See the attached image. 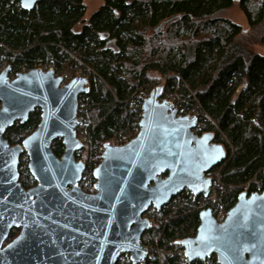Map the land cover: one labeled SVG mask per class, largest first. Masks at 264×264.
<instances>
[{
	"label": "trees",
	"instance_id": "16d2710c",
	"mask_svg": "<svg viewBox=\"0 0 264 264\" xmlns=\"http://www.w3.org/2000/svg\"><path fill=\"white\" fill-rule=\"evenodd\" d=\"M235 3L248 28L217 15ZM85 11L84 0H40L30 10L19 0H0V66L8 65L10 75L39 65L58 74L64 65L79 68L88 81L79 98L93 143L130 131L137 96L160 86V98L173 94L182 113L195 110L197 133H212L226 150L208 172L219 188L204 207L216 216L242 191H264V54L252 48L264 43V0H103L87 19ZM39 120L35 108L4 138L20 143ZM52 150L62 154L60 139ZM22 162L27 187L33 179ZM180 194L170 208L145 211L151 224L142 238L171 250L163 264H180L179 241L194 236L199 224V201L186 190ZM153 264H159L157 257Z\"/></svg>",
	"mask_w": 264,
	"mask_h": 264
},
{
	"label": "water",
	"instance_id": "95a60500",
	"mask_svg": "<svg viewBox=\"0 0 264 264\" xmlns=\"http://www.w3.org/2000/svg\"><path fill=\"white\" fill-rule=\"evenodd\" d=\"M39 1L19 4L30 10ZM62 82L53 69L11 76L6 65L0 71V264H116L120 252L136 264L146 255L140 243L151 224L145 211L159 210L183 190L207 197L208 172L226 150L212 133H196L195 115H180L160 100L157 86L142 102L139 132L124 145H105L93 169V192H85L78 185L85 166L76 158L82 148L76 112L88 81L76 76ZM35 108L36 128L10 146L5 130L24 123ZM54 139L63 146L59 157ZM23 152L36 181L28 189L18 180ZM198 219L195 235L179 241L189 261L215 255L218 264H264V191L239 193L221 221L210 207ZM12 228L19 232L4 244Z\"/></svg>",
	"mask_w": 264,
	"mask_h": 264
},
{
	"label": "built area",
	"instance_id": "2783aa9c",
	"mask_svg": "<svg viewBox=\"0 0 264 264\" xmlns=\"http://www.w3.org/2000/svg\"><path fill=\"white\" fill-rule=\"evenodd\" d=\"M5 66H6V64L2 63V65L0 66V71ZM36 68H41L44 71H46L48 69H53V67L50 65H45V66L39 65V66H36ZM27 70L28 69H24L21 72H24ZM55 74L59 75L57 72H55ZM62 78H63V76H62ZM69 80L70 79L63 78L62 84H65ZM148 94H149V91L137 96V97H139L140 103L135 108L136 113H137L136 123L134 124V126L132 127V129L130 131H127L124 133L115 131L112 134V136H110L107 140L97 141L95 143H93L90 140V137H89L88 131H87V126H88V122H89L88 111L83 107L82 100L80 98H78V108H77V112H76V118H77L76 137L79 141H81L82 148H81V150H79L81 153L80 154L81 156H79L77 158V160L82 161V163L85 166V170L83 171L81 180L78 182V185L80 186V188L83 191H86L85 189L87 187V184H90V185H92V191L91 192H93V184L95 182V179L93 177V169L101 161L102 155H103V152L105 149V145L106 144H109L112 146L124 145V144L128 143L133 137H135V135L139 132L140 126H139L138 122L141 118L142 111H143L141 105H142L144 98H146L148 96ZM161 99H166L169 102H171L177 108L178 114H180V115H195L197 117L196 111L193 109L188 111L187 113H182L179 109L178 102H176L172 96L161 97L160 100ZM218 188H219L218 180L212 179L211 185L209 187L210 193L207 197L202 195V194H193L188 190H186V191L188 192L189 197L192 199V201H195V200H197L196 202L199 201V203L197 204L196 207L199 210H202V209L206 208V207H204L205 206L204 199L208 198V199L214 200L215 199L214 193H216ZM181 192H179L178 194H176L173 197H175L176 199L180 198ZM211 194H213V196L211 198H209ZM173 197H171L167 203H165L159 210H156V211L167 209L168 207L170 208L172 205V202H173V200H172ZM175 198H174V200H176ZM148 209H155V208L151 206ZM212 211L214 212L213 209H212ZM226 212H227V210L221 208V211L216 212L217 213L215 216L216 219L218 221H221L224 218V216L226 215ZM143 217L147 218L151 223V219L146 213H144ZM140 243L145 248L146 255L143 259H141L136 264H153L156 257H157L159 264H163L164 254L170 253V251H171L170 249H168L167 251H163L160 247H158L156 242H154V243L150 242L146 238L141 237ZM177 254L180 257V259H179L180 264H190V263L196 262V261H198L200 264H218V261H217V258L215 255H212V256L204 259V260L196 259L193 261H189L184 254L183 246L181 244H180V248L177 249ZM116 264H132L130 261V258H129V254L127 252H120L118 255Z\"/></svg>",
	"mask_w": 264,
	"mask_h": 264
},
{
	"label": "rangeland",
	"instance_id": "374dc122",
	"mask_svg": "<svg viewBox=\"0 0 264 264\" xmlns=\"http://www.w3.org/2000/svg\"><path fill=\"white\" fill-rule=\"evenodd\" d=\"M84 3L86 5V11H85L84 17L87 19L103 3V0H84ZM217 15L228 18L231 21H233L237 24H240L242 26V28H248L247 20H246L245 16L243 15V13L240 11V9L236 3L233 4L228 9H224V10L218 12ZM79 28H80V24H76L75 30H78ZM252 48H253V50L260 52L261 54H264V43L254 44L252 46ZM59 71H60L59 75L63 76V78H66V79H71L72 77H76V76H82L79 73V71H80L79 68H73L72 67V68L68 69V67L66 65H64ZM74 74H75V76H74ZM11 76H13V75H11ZM70 76H71V78H69ZM152 76L155 77L156 79L160 78L159 75H157V74H153ZM169 96H172L174 98V100L176 102H178L175 95L170 94ZM196 133H197V131H196ZM23 161L24 162L26 161L25 158H23ZM85 190H86L85 192H91L92 186H90V184H87V187ZM218 211H221V208Z\"/></svg>",
	"mask_w": 264,
	"mask_h": 264
},
{
	"label": "flooded vegetation",
	"instance_id": "af4514ba",
	"mask_svg": "<svg viewBox=\"0 0 264 264\" xmlns=\"http://www.w3.org/2000/svg\"><path fill=\"white\" fill-rule=\"evenodd\" d=\"M20 143H21V142H20ZM15 144H18V143H14V144H10V143H9L10 146H11V145H15ZM58 157H59V156H58ZM23 158H26L25 166H26L27 171H28V167H27L28 157H27L26 153L23 152V153H21L20 156H19V161H18V166H17V168H18V174H19V178H18V180H19V182H20L22 188H24V189H28V188H30V187L35 186V185H36V181L34 180V178L31 176L30 172L28 171L30 177L33 179V182L30 183V185L27 186V187H24V186L22 185V180H21V177H20V176H21V174H20V168H22V166H21V162H22V159H23ZM22 163H23V162H22ZM18 232H19V229L12 228L11 231H10L9 237H8L7 240L4 242V244L7 243L9 240H11L13 237H15V236L18 234ZM4 244H3V245H4Z\"/></svg>",
	"mask_w": 264,
	"mask_h": 264
},
{
	"label": "snow or ice",
	"instance_id": "6c2138e0",
	"mask_svg": "<svg viewBox=\"0 0 264 264\" xmlns=\"http://www.w3.org/2000/svg\"><path fill=\"white\" fill-rule=\"evenodd\" d=\"M23 6L24 7H31V4L30 3H25Z\"/></svg>",
	"mask_w": 264,
	"mask_h": 264
},
{
	"label": "crops",
	"instance_id": "0c3cea01",
	"mask_svg": "<svg viewBox=\"0 0 264 264\" xmlns=\"http://www.w3.org/2000/svg\"><path fill=\"white\" fill-rule=\"evenodd\" d=\"M86 19V18H85ZM258 52V51H257ZM260 53V52H259ZM261 54V53H260Z\"/></svg>",
	"mask_w": 264,
	"mask_h": 264
}]
</instances>
